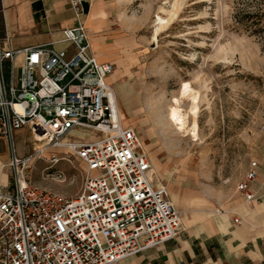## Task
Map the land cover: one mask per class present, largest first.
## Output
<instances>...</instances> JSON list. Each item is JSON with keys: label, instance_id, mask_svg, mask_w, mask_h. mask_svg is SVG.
Masks as SVG:
<instances>
[{"label": "built area", "instance_id": "obj_1", "mask_svg": "<svg viewBox=\"0 0 264 264\" xmlns=\"http://www.w3.org/2000/svg\"><path fill=\"white\" fill-rule=\"evenodd\" d=\"M68 1L77 24L63 28L57 41L14 48L0 34V142L10 152L13 176L12 184L0 185V264H115L185 228L141 136L124 122L109 81L115 64L94 50L84 0ZM24 128L35 146L20 156L16 135ZM44 154L52 165L66 155L85 163L76 195L32 183L28 170ZM49 175L64 177L62 170ZM259 177L260 162L253 159L236 186L248 205L264 204Z\"/></svg>", "mask_w": 264, "mask_h": 264}, {"label": "rangeland", "instance_id": "obj_2", "mask_svg": "<svg viewBox=\"0 0 264 264\" xmlns=\"http://www.w3.org/2000/svg\"><path fill=\"white\" fill-rule=\"evenodd\" d=\"M103 9L86 27L94 50L105 42L100 58L115 64L112 84L124 122L141 136L156 176L183 214L228 210L251 160L264 155V0H106ZM184 82L198 97L196 138L180 133L169 115L178 98L191 121L193 100L180 94ZM34 146L27 128L17 133L20 156ZM66 156L55 165L48 154L33 161L32 183L76 195L86 165ZM9 160L1 141L0 166L10 185ZM56 170L64 177L48 176Z\"/></svg>", "mask_w": 264, "mask_h": 264}, {"label": "crops", "instance_id": "obj_3", "mask_svg": "<svg viewBox=\"0 0 264 264\" xmlns=\"http://www.w3.org/2000/svg\"><path fill=\"white\" fill-rule=\"evenodd\" d=\"M105 3L106 0H84L86 23L93 12L102 13ZM0 13V34H8L14 48L57 41L63 28L77 24L68 0H0ZM94 19L98 25L97 17ZM104 43L97 45L95 52L101 61H109L103 60ZM259 162L258 185L264 188V155ZM0 174L5 184L2 166ZM235 216L241 217V223L234 222ZM182 218L185 228L176 238L115 264H264V204L248 205L237 196L226 212L211 215L196 209L182 213Z\"/></svg>", "mask_w": 264, "mask_h": 264}, {"label": "bare ground", "instance_id": "obj_4", "mask_svg": "<svg viewBox=\"0 0 264 264\" xmlns=\"http://www.w3.org/2000/svg\"><path fill=\"white\" fill-rule=\"evenodd\" d=\"M159 23H165V19L158 17ZM181 96L190 95L192 98V107H191V121H187L186 115L182 112L178 105L179 99L176 98V105L172 106L170 109V118L176 124L177 129L180 133L184 135H191L193 138L198 136V124H197V115H198V97L194 93V89L192 88L189 82H184L181 87ZM47 154L43 156L46 157Z\"/></svg>", "mask_w": 264, "mask_h": 264}, {"label": "trees", "instance_id": "obj_5", "mask_svg": "<svg viewBox=\"0 0 264 264\" xmlns=\"http://www.w3.org/2000/svg\"><path fill=\"white\" fill-rule=\"evenodd\" d=\"M249 16H250V15H249ZM239 21H240V22H242V23L244 22V20H243L242 18H240V20H239Z\"/></svg>", "mask_w": 264, "mask_h": 264}]
</instances>
